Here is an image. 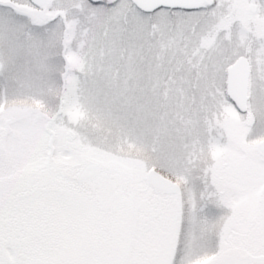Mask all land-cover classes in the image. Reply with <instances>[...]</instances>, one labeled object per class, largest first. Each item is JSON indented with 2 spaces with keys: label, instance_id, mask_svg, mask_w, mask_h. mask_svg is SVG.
I'll list each match as a JSON object with an SVG mask.
<instances>
[{
  "label": "snow or ice",
  "instance_id": "6c2138e0",
  "mask_svg": "<svg viewBox=\"0 0 264 264\" xmlns=\"http://www.w3.org/2000/svg\"><path fill=\"white\" fill-rule=\"evenodd\" d=\"M0 264H264V0H0Z\"/></svg>",
  "mask_w": 264,
  "mask_h": 264
}]
</instances>
